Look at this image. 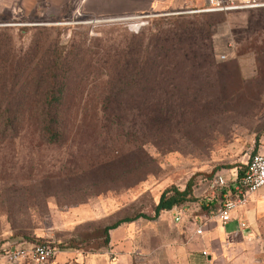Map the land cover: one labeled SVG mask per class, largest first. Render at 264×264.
Masks as SVG:
<instances>
[{"label":"rangeland","instance_id":"rangeland-1","mask_svg":"<svg viewBox=\"0 0 264 264\" xmlns=\"http://www.w3.org/2000/svg\"><path fill=\"white\" fill-rule=\"evenodd\" d=\"M202 3L132 18L70 2L0 9V245L26 238L96 250V225L144 213L134 219L150 232L136 239L133 264L192 254L184 246L210 181L230 177L264 128V6L190 10ZM179 21L207 28L199 49L209 62L178 57L160 73L145 60L149 39ZM45 112L55 121L48 131ZM186 182L194 199L151 216L164 188Z\"/></svg>","mask_w":264,"mask_h":264},{"label":"crops","instance_id":"crops-1","mask_svg":"<svg viewBox=\"0 0 264 264\" xmlns=\"http://www.w3.org/2000/svg\"><path fill=\"white\" fill-rule=\"evenodd\" d=\"M202 1L203 5L204 0ZM69 2L77 5L82 13L88 15L127 16L146 15L152 11L193 5L192 0H0V9L18 6L27 10L37 5H45L57 10ZM255 151H264V128L259 142L255 145ZM247 156L245 160H241V165ZM236 171L237 169H234L231 177ZM203 181L210 180L207 178ZM208 193L210 194V190ZM204 196L207 199L210 195ZM82 208H76L74 212L81 214ZM205 211L204 206L197 213V224L201 225V231L196 233L193 229L185 242L184 250L192 251V254H179L176 261L181 264H264V184L248 193L242 203L234 206L230 211V217L225 221H221L217 216H207ZM240 221L245 223L247 230L239 226ZM146 226L134 218L122 221L108 229L107 244L102 248L82 250L78 247L59 246V250L47 264H133L136 258L134 251L139 247L135 245L136 239L142 232L146 234L150 232ZM168 248L170 253L165 255V260L173 263L174 247L169 245ZM202 250H205L204 254ZM144 257L155 259L157 255L145 254ZM0 264L25 263L22 260L10 261L0 255Z\"/></svg>","mask_w":264,"mask_h":264},{"label":"built area","instance_id":"built-area-1","mask_svg":"<svg viewBox=\"0 0 264 264\" xmlns=\"http://www.w3.org/2000/svg\"><path fill=\"white\" fill-rule=\"evenodd\" d=\"M264 6V0H204L201 6L190 8L192 11H235ZM145 16V15H142ZM117 18V17H113ZM106 19V18H105ZM219 58H224L225 53L219 52ZM233 177L226 178L222 174H215L209 186L210 201H205L207 216H217L221 221L230 217L231 209L238 203H242L247 194L264 184V151L251 152L246 161L238 167ZM173 218L178 220L180 213H174ZM241 228L247 230L243 221L239 223ZM201 225L197 224L194 232L199 233ZM57 243L51 240L20 238L6 245H0V255L8 260H22L25 264H47L59 250ZM203 254L205 250L201 251Z\"/></svg>","mask_w":264,"mask_h":264},{"label":"trees","instance_id":"trees-1","mask_svg":"<svg viewBox=\"0 0 264 264\" xmlns=\"http://www.w3.org/2000/svg\"><path fill=\"white\" fill-rule=\"evenodd\" d=\"M260 7V6H259ZM256 8V7H254ZM251 9V8H248ZM204 12H223V11H204ZM207 25V24H206ZM207 28L202 26L196 27L192 24H185V22L179 21L174 22V24L167 29L166 35L159 37L158 35L155 38H150L149 41L151 43V47L148 49L149 54H146L145 60L149 61L154 66L160 67V73L165 70L163 68L164 65L172 64L180 59H184L186 61L195 62L196 65L200 66L207 62L208 54L202 52L199 49V43L203 37L207 36ZM138 44L132 47V53L138 52ZM117 74L115 75L116 80H122L126 75L124 70L119 69L116 71ZM139 72V68L135 71V73L130 77L129 75L125 77L126 80L124 83L134 81L137 79V75ZM41 121L43 123V128L45 130H51V124H53L54 118L47 112H45L42 117ZM239 171V168H238ZM195 197L190 195L189 191V183H185V187L177 188L175 186H168L164 188L158 198L156 203L153 207V214L151 216H156L161 209H168L174 204L181 203L184 200H191ZM138 215H145L144 213H137L132 216H124L118 218L110 223H105L103 226L100 227V232L103 234V245H106L108 240V229L119 224L122 221H128L135 218Z\"/></svg>","mask_w":264,"mask_h":264},{"label":"bare ground","instance_id":"bare-ground-1","mask_svg":"<svg viewBox=\"0 0 264 264\" xmlns=\"http://www.w3.org/2000/svg\"><path fill=\"white\" fill-rule=\"evenodd\" d=\"M139 16H124L123 18H132V17H139Z\"/></svg>","mask_w":264,"mask_h":264},{"label":"water","instance_id":"water-1","mask_svg":"<svg viewBox=\"0 0 264 264\" xmlns=\"http://www.w3.org/2000/svg\"><path fill=\"white\" fill-rule=\"evenodd\" d=\"M140 16H142V15H140Z\"/></svg>","mask_w":264,"mask_h":264}]
</instances>
